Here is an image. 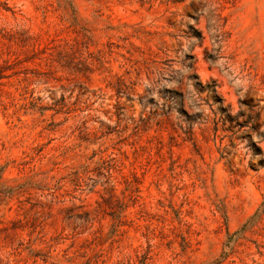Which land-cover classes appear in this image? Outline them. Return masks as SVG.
<instances>
[{
	"label": "rangeland",
	"instance_id": "1",
	"mask_svg": "<svg viewBox=\"0 0 264 264\" xmlns=\"http://www.w3.org/2000/svg\"><path fill=\"white\" fill-rule=\"evenodd\" d=\"M0 264H264V0H0Z\"/></svg>",
	"mask_w": 264,
	"mask_h": 264
},
{
	"label": "trees",
	"instance_id": "2",
	"mask_svg": "<svg viewBox=\"0 0 264 264\" xmlns=\"http://www.w3.org/2000/svg\"><path fill=\"white\" fill-rule=\"evenodd\" d=\"M197 37L200 38V35L198 34ZM207 60H210V58L207 57ZM157 64L158 63L156 61H150V62L145 61L144 62V69L146 71V74L149 77V79L151 78L150 79L151 81L149 82V87L147 90L149 92L154 91L155 88L158 86V82L153 81L152 78H154L155 76L161 77L164 75V74H161ZM189 70H191V67L189 68ZM187 79H188V82H191L192 80L195 81L194 84L191 85L193 89L195 90V92L197 93L207 92L210 95V98L213 101V104L217 106V109L220 110L222 114L225 112V110H223L222 108L223 101L217 92V85L215 82L212 81L210 83L202 85V83L197 79L195 75H189ZM168 93H170V95H168L166 99L168 111L170 112L172 110H175L181 115L188 116V113L185 110V101L188 100L187 94L181 93L178 91H170ZM240 105L241 106L244 105V102H240ZM227 118L229 117L227 116Z\"/></svg>",
	"mask_w": 264,
	"mask_h": 264
}]
</instances>
